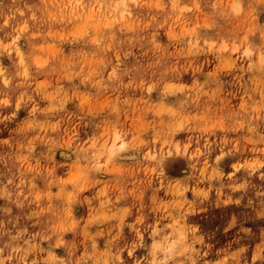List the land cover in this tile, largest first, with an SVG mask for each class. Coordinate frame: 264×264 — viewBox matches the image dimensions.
Masks as SVG:
<instances>
[{"label": "rangeland", "instance_id": "374dc122", "mask_svg": "<svg viewBox=\"0 0 264 264\" xmlns=\"http://www.w3.org/2000/svg\"><path fill=\"white\" fill-rule=\"evenodd\" d=\"M0 264H264V0H0Z\"/></svg>", "mask_w": 264, "mask_h": 264}, {"label": "bare ground", "instance_id": "6f19581e", "mask_svg": "<svg viewBox=\"0 0 264 264\" xmlns=\"http://www.w3.org/2000/svg\"><path fill=\"white\" fill-rule=\"evenodd\" d=\"M112 148H113V147H112ZM122 149H123V148H122ZM114 151H116V150H113L112 152H114ZM112 152H111V153H112ZM62 154H63V151H62ZM65 155H66V153H65Z\"/></svg>", "mask_w": 264, "mask_h": 264}]
</instances>
